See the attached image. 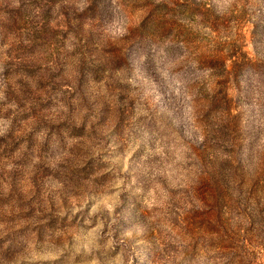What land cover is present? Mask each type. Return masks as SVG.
Instances as JSON below:
<instances>
[{"label":"rangeland","instance_id":"obj_1","mask_svg":"<svg viewBox=\"0 0 264 264\" xmlns=\"http://www.w3.org/2000/svg\"><path fill=\"white\" fill-rule=\"evenodd\" d=\"M221 2L0 0V264H12L24 253L26 241L34 243L38 254L68 249L58 260L35 264H69L77 246L70 231H87L98 221L103 224L100 247L87 256L81 250L71 264L93 257L99 264H116L118 255L122 264H177L168 257L180 253V264H192L202 253L224 264H264V163L251 166L257 131L249 113L232 114L226 70V62L232 61V71L246 89L253 76L264 77V65H250L244 51L247 41L257 55L264 53V7L262 0H237L244 5L239 14L235 6L224 13L217 7ZM125 13L136 22L123 37L107 38L102 28ZM247 24L251 28L245 35ZM222 34L233 38L222 40ZM156 59L174 65L170 76L192 97L187 102L193 107L191 119L184 116L183 97L166 96L159 89L162 99L149 97L152 110L137 122H146L147 149L155 150L156 141L161 142L163 156L152 157V162L163 171L182 155L184 162L174 167L184 179L172 187L167 175H158L156 183L169 199L164 209L145 208L151 184L137 166L146 151L142 143L124 174L135 184L119 197L115 223L102 210L89 218L93 199L73 215V197L81 192L96 197L115 175L104 172L107 165L99 160L82 171L53 167L51 161L67 140L87 149L113 124L115 134L106 143L114 144L112 158L122 157L142 81L159 84L153 73ZM209 68L213 77H222L212 93L191 82L194 72ZM241 104L250 105L251 99L245 96L235 107ZM260 107L264 110V104ZM96 172L103 174L90 187L87 181ZM53 182L63 188L50 191ZM156 213L160 215L153 222ZM129 231L131 239L125 235ZM109 239L112 248L106 250Z\"/></svg>","mask_w":264,"mask_h":264},{"label":"clouds","instance_id":"obj_2","mask_svg":"<svg viewBox=\"0 0 264 264\" xmlns=\"http://www.w3.org/2000/svg\"><path fill=\"white\" fill-rule=\"evenodd\" d=\"M234 8L235 14H239V11L244 5L238 3L237 0H222L221 3L217 5L218 9L221 12L227 13L230 9ZM262 7H264V0H262ZM136 22V17L130 16L125 13L122 18L109 25H105L102 28L104 35L111 39L116 40L123 37L130 26ZM251 24H247L243 28V32L247 35ZM208 30L205 29V32ZM235 35V30L233 36ZM215 37V34H212ZM233 37L227 35H221L220 39L227 40ZM246 47L244 51L247 53L248 62L252 66L264 65V53L257 55L253 51L252 45L245 41ZM155 51V49H154ZM162 50L157 53V57L162 56ZM199 55V53H196ZM174 67L171 63H165L160 59H156L155 68L153 69L154 76L158 78L159 84L150 80L142 81L143 94L140 97V103L137 106L136 117L133 118V127L125 132L127 138V148L124 154L112 158V153L115 151L113 143H106L110 134L114 133L115 125L107 127L100 131L97 137H94L91 141L88 142L87 149H81L77 145L75 140H67V146L63 151L58 152L55 158L51 161L53 167L56 165L63 164L66 167H69L73 171H82L89 166L90 162L99 160L101 163L107 165L103 170L104 172L112 171L115 175V179L112 183L104 186L102 190L96 197H90L87 192H81L79 196L73 197L72 205L73 212L75 215L76 212H82L85 206L88 205L89 200H95L91 211L88 213L89 218L94 215L97 211L107 212L111 223H115V219L112 218L115 209L119 206L120 200L119 197L123 192L130 191L132 186L135 184V180L127 182L124 178V174L128 172L129 161L132 160L133 156L136 154L140 145L143 143L145 145L146 151L144 155L140 158V164L137 165L142 169L144 177L150 182L151 187L148 190L147 195L143 200V205L145 208H152L153 206L164 209L166 206V201L169 199L167 192L161 187L160 184L156 183V177L158 175H167L170 181V186L174 187L176 183L184 179L183 175L177 176V169L174 165L177 161L184 162L182 155H177L176 159L172 163L167 164L165 169L161 171L156 163L152 162V157L154 156H163V148L161 147V142L156 141L157 147L155 150L147 149V141L149 139L148 132L145 129L146 122H137L138 118L141 116L148 117L149 112L152 110L154 101L150 100L149 97L155 95L156 100H161L162 95L159 89H165L163 95L171 96L175 95L177 98L183 97L182 103H184V116L186 119H191V113L193 107L188 101H191L192 97L188 96L185 92L182 91L181 82L174 76H170V71ZM193 68H196L195 63L192 64ZM226 70L228 73V88L227 93L230 99L234 101V110L233 115L237 114L240 111H245L250 114L253 125L257 131V137L254 147L252 148V167H256L264 163V110L261 109L260 105L264 104V77H261L259 74L253 76L250 87L245 88V84L239 77L232 71V61L226 62ZM243 71V69L241 70ZM213 69L209 68L203 72H194L192 83L196 86H203L207 92L212 93L216 87V81L222 79V77H213L211 73ZM131 82V81H130ZM248 96L251 99L250 105L241 104L240 107H235V102L241 100L243 97ZM144 102H147V109L143 107ZM84 114L81 113V117ZM79 123V121H77ZM159 123V121H157ZM91 124V122H90ZM90 126V125H89ZM155 135V134H153ZM199 142H203V136L199 137ZM118 164H122L119 168V172H115V168ZM103 172H96L92 177H90L87 183L91 187V180L96 179L98 176L102 175ZM176 177L175 180L172 178ZM63 188L62 184L53 182L50 186V191L57 192ZM47 195V193H46ZM56 202L59 206V196H56ZM151 203V207L149 204ZM80 206L77 208L76 205ZM65 213L61 209L59 215L63 216ZM160 213H156L151 217V220L154 222ZM91 221L86 220L85 224L90 225ZM3 227V226H0ZM15 229L22 227V223L16 224ZM111 227V224L109 225ZM103 228V224L99 221L95 227H89L87 231L72 229L70 234L73 235L74 239L77 242V246L74 252L70 253V261L74 260L75 256L81 254L83 250V255H90L94 248L100 247L97 241L100 239L99 233ZM138 234V233H137ZM111 232H109V236ZM125 235L131 239L133 236L132 231L125 233ZM175 235V234H174ZM26 247L24 253L15 258L12 264H35L36 261H55L58 260L65 251H68L67 247L63 250H49L44 254H38L35 250V245L33 242H25ZM103 247L107 249L112 248V242L109 239ZM169 261L175 260L177 264H180L184 260L183 254H177L174 256L168 257ZM85 264H99V262L93 257L91 260L85 262ZM116 264H122L121 256L116 257ZM129 264L131 261L129 260ZM192 264H224L223 261L214 262L209 261L205 258L203 253L196 261H193Z\"/></svg>","mask_w":264,"mask_h":264}]
</instances>
